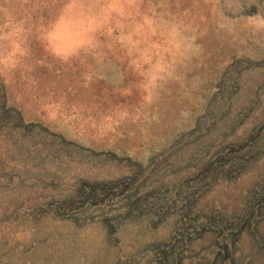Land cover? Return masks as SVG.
Wrapping results in <instances>:
<instances>
[{"label": "rangeland", "instance_id": "rangeland-1", "mask_svg": "<svg viewBox=\"0 0 264 264\" xmlns=\"http://www.w3.org/2000/svg\"><path fill=\"white\" fill-rule=\"evenodd\" d=\"M0 264H264V0H0Z\"/></svg>", "mask_w": 264, "mask_h": 264}]
</instances>
